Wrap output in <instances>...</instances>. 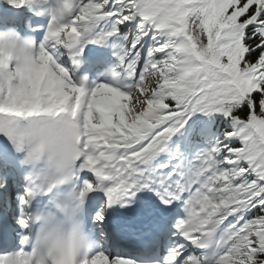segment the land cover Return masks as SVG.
<instances>
[{
  "label": "snow or ice",
  "instance_id": "6c2138e0",
  "mask_svg": "<svg viewBox=\"0 0 264 264\" xmlns=\"http://www.w3.org/2000/svg\"><path fill=\"white\" fill-rule=\"evenodd\" d=\"M197 114L229 128L191 152L174 138ZM0 136L29 169L0 264H264V0H2ZM141 192L164 210L145 202V259L111 256L109 210ZM57 218L73 243L34 258Z\"/></svg>",
  "mask_w": 264,
  "mask_h": 264
},
{
  "label": "clouds",
  "instance_id": "9594fccd",
  "mask_svg": "<svg viewBox=\"0 0 264 264\" xmlns=\"http://www.w3.org/2000/svg\"><path fill=\"white\" fill-rule=\"evenodd\" d=\"M39 227L31 243L34 258L47 260L50 254H54L58 249L68 247L73 243L72 226L70 222H61L60 218L50 224L43 221L37 222ZM82 234L87 236L86 232Z\"/></svg>",
  "mask_w": 264,
  "mask_h": 264
}]
</instances>
